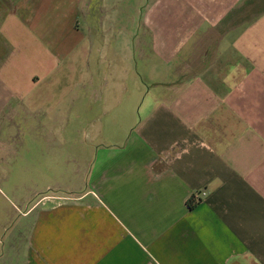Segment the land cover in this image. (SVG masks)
I'll use <instances>...</instances> for the list:
<instances>
[{
  "label": "crops",
  "instance_id": "crops-1",
  "mask_svg": "<svg viewBox=\"0 0 264 264\" xmlns=\"http://www.w3.org/2000/svg\"><path fill=\"white\" fill-rule=\"evenodd\" d=\"M17 1L0 90H23L19 61L38 43L48 65L31 83L50 81V96L59 83L95 135L79 183L49 185L23 215L16 260L264 264V0ZM48 127L71 141L69 123Z\"/></svg>",
  "mask_w": 264,
  "mask_h": 264
},
{
  "label": "rangeland",
  "instance_id": "rangeland-1",
  "mask_svg": "<svg viewBox=\"0 0 264 264\" xmlns=\"http://www.w3.org/2000/svg\"><path fill=\"white\" fill-rule=\"evenodd\" d=\"M19 2L17 0H0V58H9L12 45H5L1 34L3 18ZM127 4V0H125ZM126 8V6H125ZM65 20L63 23H66ZM63 26V24L61 25ZM60 26V27H61ZM81 28L80 31H82ZM40 35V34H39ZM8 40V39H7ZM33 41V40H31ZM37 42V41H36ZM36 60L20 62L23 77L30 80L20 81L23 87L16 94L0 90V263L5 261L20 264L18 251L23 248L21 235H29L27 215L29 209L43 201V195L57 188L58 184L70 185L79 183L78 177L85 175L86 166L77 163L80 148L95 135L91 126L78 124L77 112H82V106L74 97L67 94L61 96L59 83L52 85L53 94L50 96V81L41 80L32 84L33 77L41 78L48 59L43 46L35 44L31 50ZM11 62L9 58L8 62ZM16 61L12 66H15ZM12 64V63H10ZM13 70L8 67L7 70ZM72 93L79 92V84L70 83ZM107 90V89H106ZM105 92V86H103ZM60 94V95H59ZM95 93H93V96ZM100 93L97 92V96ZM49 109L52 111L48 114ZM97 109V106H94ZM94 111V110H93ZM97 112L91 113L89 120ZM63 119V120H62ZM69 123L65 132L71 141L65 146H59L58 130H50L48 124ZM60 124L55 128L60 131ZM110 136V135H109ZM111 137V136H110ZM117 138L121 137L117 133ZM100 140L109 141L106 130ZM75 143V144H73ZM51 185V189H47ZM13 235L15 237H13ZM6 252L10 259H3L1 253ZM20 261V262H19Z\"/></svg>",
  "mask_w": 264,
  "mask_h": 264
},
{
  "label": "built area",
  "instance_id": "built-area-1",
  "mask_svg": "<svg viewBox=\"0 0 264 264\" xmlns=\"http://www.w3.org/2000/svg\"><path fill=\"white\" fill-rule=\"evenodd\" d=\"M206 191H202V192H200V193H196L194 196H193V201H194V203H199L200 201H201V199L203 198V197H205V195H206Z\"/></svg>",
  "mask_w": 264,
  "mask_h": 264
},
{
  "label": "trees",
  "instance_id": "trees-1",
  "mask_svg": "<svg viewBox=\"0 0 264 264\" xmlns=\"http://www.w3.org/2000/svg\"><path fill=\"white\" fill-rule=\"evenodd\" d=\"M190 206H193V200L190 202Z\"/></svg>",
  "mask_w": 264,
  "mask_h": 264
}]
</instances>
